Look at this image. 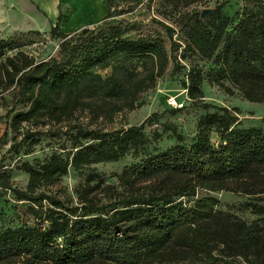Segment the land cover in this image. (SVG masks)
I'll return each mask as SVG.
<instances>
[{"label": "trees", "instance_id": "16d2710c", "mask_svg": "<svg viewBox=\"0 0 264 264\" xmlns=\"http://www.w3.org/2000/svg\"><path fill=\"white\" fill-rule=\"evenodd\" d=\"M201 1L146 0L150 6L162 3L169 14L181 13L173 19L175 26L155 22L163 33L139 34V24L108 21L113 0H106L109 12L92 28L64 34L59 18L49 31L58 40L57 54L39 62L20 50L30 34L0 39V95L14 91V106L23 108L13 106L4 115L0 145L8 133L15 137L0 157V201L9 194L38 220L34 226L0 230V264H264V206L257 204L264 201V132L239 128L236 110L202 103L199 69L189 71L183 88L199 108L215 112L199 118L190 145L178 144L130 165L115 176V185L89 186L96 176L88 175L76 191L75 206L41 190L69 170L117 162L143 144L144 123L104 132L68 122L77 112H86L92 125L138 109L139 95L176 63L178 51L181 57L212 60L211 84L231 93L228 81L248 102L264 103V0H244L241 18L227 33L226 20L216 25L191 10ZM221 8L213 13L220 16ZM44 121L67 123L62 135L71 142L70 151L40 163L20 162L16 169L27 182L19 189L4 161L23 148V155L30 154L41 134L34 129ZM200 190L253 198L257 203L245 208L258 218L247 223L222 212L213 197L184 200Z\"/></svg>", "mask_w": 264, "mask_h": 264}, {"label": "rangeland", "instance_id": "374dc122", "mask_svg": "<svg viewBox=\"0 0 264 264\" xmlns=\"http://www.w3.org/2000/svg\"><path fill=\"white\" fill-rule=\"evenodd\" d=\"M218 6H222L220 16L213 13ZM13 7L14 10L18 9L16 2ZM244 7V0H202L200 3L193 4L191 10L194 9L195 11L202 12L205 9H212V12L206 17L210 18L216 25L226 20L225 32L227 33L233 29L241 18ZM168 10L165 5L159 2H155V4H151L150 6V4H146V0H113L108 21L115 24L119 23L120 25L139 24L142 26L137 31L139 34L155 31L163 33L155 22L162 21L175 26L173 19L177 20L181 13V10L176 9L169 14ZM182 12L184 11L182 10ZM38 18V22H43L40 16ZM18 23H26V21L22 20ZM41 25L43 26H41L40 32L37 31L39 32L38 34L32 33L35 31L23 32V34L30 35L27 36L26 45L20 48V50L32 56L36 62L55 57L58 51V40L51 37L49 33L50 28L46 26L47 24ZM14 34L17 33H13L12 31L4 33L0 31V39H8ZM130 34L135 33L132 32ZM173 40H177L176 35L173 36ZM15 52L13 50L8 54L12 55ZM173 55L176 58V63L170 62L164 74L156 80L154 87L139 95L137 104L140 107L138 109L132 112L120 113L111 122L99 120L92 125H89V116L86 112H77L68 122L71 126L101 129L104 132H116L120 129L139 126L144 123L143 144L136 151H130L117 162L92 164L79 172L69 170L65 176L59 178L54 183L42 187V191L55 196L64 202L66 206H75L78 203L76 191L80 186L84 185L88 175L92 174L96 176L89 186L95 184L115 185L117 184L115 176L130 165L175 145H190L194 141L196 124L199 118L207 112H215V109L205 111L199 108L198 104L187 97L183 83H186V76L192 69H199L202 73L201 90L204 96L201 101L202 103L210 104L214 108H227L230 111L236 110L235 116L239 128L257 127L264 132V103L248 102L228 81H224V84L231 90V93H227L218 86L211 84L208 81L207 74L210 68L214 67L212 60H206L192 54H186L184 57H181L180 51ZM102 74H106V71L102 72ZM170 96L174 97L179 104H182V108L169 107L167 98ZM16 98L14 91L4 92L0 95V137L5 128L4 115L7 110L13 108ZM14 109L15 111H20L23 108L19 104L15 105ZM66 127L67 123L57 126L44 121L34 129L41 134L35 137L39 140L31 145L30 154L23 155L25 150L23 148L17 157L7 155L4 164L10 172L11 180L15 187L23 189L27 182V176L16 169L20 162L40 163L48 159L53 153L64 154L70 151L71 142L65 141V137L62 135L67 130ZM26 129L27 125H24L21 132ZM170 129H175L176 133L181 136L180 141L176 139ZM14 137V134L8 133L5 144L0 145V157L2 154H5ZM210 139L214 146L218 144V137L214 132L211 133ZM18 140H20V137H18ZM62 146H64V150ZM201 197L216 198L219 201L218 210L231 214L247 223L258 218V216L251 214L249 209L245 208L246 204L257 202L253 198L243 194L200 190L194 198H185L184 200L193 201ZM262 198L264 199V195H262ZM257 204L264 206V201ZM37 221L32 209L26 203L17 202L9 194H6L1 199L0 230L20 226H34L38 224ZM16 264H23L22 260L17 261Z\"/></svg>", "mask_w": 264, "mask_h": 264}, {"label": "crops", "instance_id": "0c3cea01", "mask_svg": "<svg viewBox=\"0 0 264 264\" xmlns=\"http://www.w3.org/2000/svg\"><path fill=\"white\" fill-rule=\"evenodd\" d=\"M108 12L106 0H0V31L40 32L41 24L51 29L60 18V31L72 34L94 27ZM39 16L43 22H38ZM22 20L26 23H18Z\"/></svg>", "mask_w": 264, "mask_h": 264}, {"label": "built area", "instance_id": "2783aa9c", "mask_svg": "<svg viewBox=\"0 0 264 264\" xmlns=\"http://www.w3.org/2000/svg\"><path fill=\"white\" fill-rule=\"evenodd\" d=\"M167 104L169 107L176 108V109H180L183 106L182 104H179L177 100L172 96L167 98Z\"/></svg>", "mask_w": 264, "mask_h": 264}, {"label": "water", "instance_id": "95a60500", "mask_svg": "<svg viewBox=\"0 0 264 264\" xmlns=\"http://www.w3.org/2000/svg\"><path fill=\"white\" fill-rule=\"evenodd\" d=\"M212 12V9H205L201 12V15H200V18L202 20H205L206 19V16Z\"/></svg>", "mask_w": 264, "mask_h": 264}]
</instances>
